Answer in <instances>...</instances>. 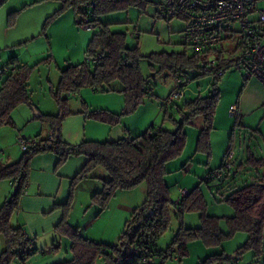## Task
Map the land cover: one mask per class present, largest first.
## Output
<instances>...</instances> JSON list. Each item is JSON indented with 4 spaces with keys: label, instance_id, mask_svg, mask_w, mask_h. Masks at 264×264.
<instances>
[{
    "label": "trees",
    "instance_id": "obj_1",
    "mask_svg": "<svg viewBox=\"0 0 264 264\" xmlns=\"http://www.w3.org/2000/svg\"><path fill=\"white\" fill-rule=\"evenodd\" d=\"M6 2L7 0H0V7ZM63 2L73 4L75 13L83 16L77 20L78 24L93 26L94 23L99 24V30L93 34L86 51L88 55L94 57V61L92 66L82 62L69 65L61 71L54 96L62 109V115H44L52 138L36 134L37 144L25 151L22 150L20 158L10 163L3 161L0 154V181L9 180L15 188L0 204V235L5 240L4 249L0 253V264H27L38 256L48 252L54 253L59 249L58 240H54L50 247H38L23 227L12 221L19 209V199L24 192L30 161L33 156L43 152H51L58 156L57 167L71 156L87 158L71 180L69 198L60 205L63 209L62 219L54 227L55 232L71 240L73 258L53 264H157V262L164 264L175 255L180 260L187 256L188 244L193 240H201L207 246H218L239 231L247 233V239L232 255L213 254L200 264H211L217 260L220 264L232 262L248 251L253 253L254 258H258L264 250V155L255 156L249 152L245 164L260 169L259 174L242 186H234L230 194L222 199L228 202L234 211L231 216L226 217L228 226L226 232L220 230L217 217L204 214L205 200L199 186L188 190L185 196L175 202L171 200L169 186L164 180L167 162L179 156L184 148L186 133L183 126L196 114L204 119L196 148L199 150L210 148L209 134L213 129L215 107L220 96L215 82H212L206 94H199L187 100L182 106L175 104L176 110L182 116L180 120L169 116L175 123L173 128L150 125L141 133L135 135L127 133L115 140L105 141L84 139L70 143L62 138L60 127L65 115L63 109L67 98L61 97L59 92L76 93L83 85H90L94 89L107 87L111 90L113 89L111 84L117 81L121 85L119 90L124 93L126 102L132 103V109L145 95L154 94V89L147 86V77L141 73L140 60L143 55L138 46L128 47L126 33L113 31L110 22L99 21L100 15L125 11L130 7L145 10L150 0H63ZM80 3L85 6L81 8ZM64 8L65 6H62L60 10ZM169 19L172 18L164 20ZM132 34L137 36L136 33ZM236 49L235 45L234 50ZM186 50L185 47L183 51L152 52L146 56L152 63H158L160 69L167 68L174 74L176 85L168 96L174 90L184 91L188 70H200L201 73L198 75L212 74L216 79L220 77L218 72L224 73L229 66L241 68L237 63H233L235 57L228 56L226 61L218 63L214 69H206L199 65L198 53L189 54ZM231 52L234 56L235 52L233 50ZM10 63L14 65L13 69ZM5 67L10 69L5 70ZM0 69L1 127L13 124L11 112L15 107L21 103L30 105L33 103L28 88L29 68L11 58L9 63ZM166 98L161 99V107L162 101ZM174 101L176 100L171 102ZM167 107L162 108L166 110ZM130 109L121 113L107 109H84L80 112L86 118L113 124L119 121L121 114L129 112ZM41 116L40 114L39 117ZM229 150L230 148L226 154ZM97 167L104 169L108 174V178L103 180L102 188L91 196V202L98 204L100 210H104L110 198L119 190L131 189L140 183H145L147 187L146 198L130 213L115 244L92 240L86 237L78 226H72L68 221L75 187ZM171 210L180 218L188 210H198L202 222L196 227L180 224L172 240L165 247H159L158 241L170 224Z\"/></svg>",
    "mask_w": 264,
    "mask_h": 264
},
{
    "label": "rangeland",
    "instance_id": "obj_2",
    "mask_svg": "<svg viewBox=\"0 0 264 264\" xmlns=\"http://www.w3.org/2000/svg\"><path fill=\"white\" fill-rule=\"evenodd\" d=\"M159 1L161 0H150L145 10L130 7L125 11L99 16L101 23H112L113 31L126 33L128 47L138 46L143 55L140 60L141 73L147 77V86L154 89V94L145 95L132 109V103L126 102L117 81L111 84V90L107 87L94 89L90 85H83L76 93L59 92L61 97L67 98L60 127L61 135L64 140L76 143L84 139L115 140L127 133H141L150 125L173 128L175 123L169 116L172 115L177 120L182 116L175 104L182 106L187 100L206 94L212 82H215L220 96L215 107L213 129L209 134L210 148H196L199 131L204 125L203 117L196 114L183 126L186 133L184 148L179 156L167 162L164 180L169 186L170 198L175 202L180 198L182 190L188 191L199 186L205 200L204 214L217 217L219 228L222 225L228 228L226 217L231 216L234 211L222 199L230 194L234 186H242L250 180L252 168L245 164L249 152L255 156L264 155V83L255 76L246 81L244 69L236 66H229L216 79L212 74L198 75L200 70H188L184 96L171 102L164 110L160 104L161 99L169 95L176 80L169 69H160L158 63H152L146 56L152 52L183 51L185 46L181 36L185 21L181 18L155 20L152 17L154 5ZM7 2L0 7V67L15 58L16 63L25 64L29 68L28 88L33 103L19 104L11 112L13 124L0 127L1 157L16 161L22 154L18 136H45L49 132L44 129L47 124L44 115H62V109L54 96L61 71L69 65L82 62L92 66L94 57L86 51L93 34L99 30V24L94 23L90 28L78 24L77 20L83 16L75 13L73 4H65L63 0ZM16 5L21 8L7 10ZM80 5L81 8L85 6L82 3ZM62 6L65 8L60 10ZM132 33L138 35L133 36ZM186 51L191 53L188 48ZM10 67L13 68L14 65L10 63ZM232 104L239 105L241 117L229 115L228 109ZM84 109H107L114 113H121L126 109L130 111L121 114L117 123L110 124L86 118L80 112ZM228 148L232 154L229 172L222 180H206L209 171L221 167ZM13 191L9 180H1L0 204ZM116 194L110 198L96 221L87 225L86 235L118 240L125 216L129 214L125 215L124 208L118 206ZM96 205L98 204L92 203L90 198L81 211L78 206L73 210L71 203L69 216L72 212L74 220L89 222V215ZM87 209L90 210L85 215ZM181 217L171 210L170 224L158 241L159 247H165L172 240L180 224L188 227L189 223V227H196L202 222L198 210H188ZM196 222L198 224L193 225ZM166 262L164 264L171 263V259Z\"/></svg>",
    "mask_w": 264,
    "mask_h": 264
},
{
    "label": "crops",
    "instance_id": "obj_3",
    "mask_svg": "<svg viewBox=\"0 0 264 264\" xmlns=\"http://www.w3.org/2000/svg\"><path fill=\"white\" fill-rule=\"evenodd\" d=\"M20 8V5H16L12 8L9 7L7 10H17ZM250 79L251 77L247 78L246 81ZM237 108H239V105ZM238 115L241 117L240 109L238 110ZM44 129H46L47 132H50L48 123ZM1 158L5 162H13L5 160L3 157ZM86 160L87 158L85 156H71L67 158L63 164L57 167L56 163L58 161V156L51 152L36 154L31 159L28 178L24 184V192L19 199V209L12 221L15 224L21 225L28 236L34 239V242L38 247H50L54 243V240H58L59 249L54 253L48 252L42 256H38L27 264H53L73 258L71 240L67 236L59 235L55 232L54 227L62 219L63 209L60 205L65 203L69 198L71 180L82 168ZM259 172L260 169L252 168L251 178L247 182L255 179ZM107 178V172L104 169L97 167L87 178L79 182L75 187L72 209H76L77 206L79 210L84 209L85 204L88 203L92 194L102 188L103 180ZM14 189L13 186V190ZM146 194L147 187L145 183H140L137 187L131 189L119 190L116 194L118 197L117 199H119L118 206L124 208L125 215H130V213L144 201ZM120 196L121 198H119ZM92 209L93 212L89 215V222L74 220L72 212H70L68 218L69 223L72 226H78L80 231L92 240L105 244L117 243L118 240H108L103 237L95 238L86 235L85 228H87V225L96 221V218H98L103 212V210L99 209L98 205ZM89 210L90 209H87V211L85 210V215ZM129 215L125 216L124 223ZM197 224L198 222L193 225ZM187 225L190 226L191 224L188 223ZM220 228L223 232L227 231V228H225L224 225ZM246 239L247 233L240 231L235 232L231 237L223 240L218 246H207L201 240L196 239L189 242L187 256L180 260L178 256L175 255L170 258L171 263L169 264H200L199 262L203 261L208 256L219 253L230 256L246 241ZM4 244V237L0 235V253L4 249ZM157 264L159 263L157 262ZM211 264H220V262L217 260L213 261ZM236 264H264V250H262L261 255L258 258H254L253 253L248 251L238 258Z\"/></svg>",
    "mask_w": 264,
    "mask_h": 264
},
{
    "label": "built area",
    "instance_id": "obj_4",
    "mask_svg": "<svg viewBox=\"0 0 264 264\" xmlns=\"http://www.w3.org/2000/svg\"><path fill=\"white\" fill-rule=\"evenodd\" d=\"M152 17L155 20L181 18L185 21L182 42L191 53L200 55V66L214 69L218 63L226 61V57H235L233 63L244 69L245 78L255 76L264 83V0H161L155 5ZM83 26L93 27L92 24ZM218 75L223 73L219 71ZM183 94L179 89L174 90L162 101V107H167L172 100L180 99ZM228 112L237 117V105L232 104ZM48 138H52L51 133ZM17 140L25 151L36 145L38 138L22 135ZM231 159L232 154L228 152L221 167L208 172L206 180L221 179L229 172ZM187 193V190H182L180 197ZM237 260L223 264H236Z\"/></svg>",
    "mask_w": 264,
    "mask_h": 264
}]
</instances>
